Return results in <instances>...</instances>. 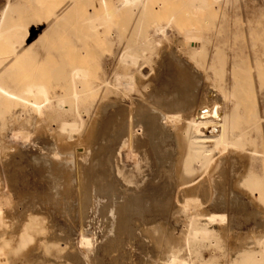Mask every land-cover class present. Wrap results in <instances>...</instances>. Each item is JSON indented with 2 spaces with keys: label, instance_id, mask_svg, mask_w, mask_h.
<instances>
[{
  "label": "bare ground",
  "instance_id": "6f19581e",
  "mask_svg": "<svg viewBox=\"0 0 264 264\" xmlns=\"http://www.w3.org/2000/svg\"><path fill=\"white\" fill-rule=\"evenodd\" d=\"M172 1L178 0H61L45 9L43 33L57 28L66 40L71 35V49L63 51L70 54V61L83 53L78 34L84 29L95 38L94 52L108 54L104 65L96 57L91 87L85 80L87 70L73 61L63 68L61 92L51 94L41 82L19 83L6 67L13 59L25 60L29 51L14 40L8 42L10 49L0 67V116L16 104L25 113H12V138L27 139L28 124L35 131L44 130L41 143L46 146L29 153L43 167L36 174L46 175L44 187L60 194V202L68 208L65 212L73 210L71 223L66 220L71 224L68 230L59 232L55 224V232L49 227V234L35 238L24 253L33 263L39 261L42 247L62 240L67 249L60 256L71 264H127V257L123 260L115 250L116 240L121 236V243L132 246L136 235L147 237L146 224L157 219L171 222L174 203L182 205L177 214L190 220L186 246L212 248L219 235L213 222L226 220L231 201L239 198L226 189L230 173L238 185L247 186L250 199L264 195V100L255 97V81L260 84L264 79V5L230 8L221 0H180L186 10L165 11ZM0 2L1 36L9 29L3 27L4 21L18 9L28 12L30 0ZM90 122L92 132L85 134ZM46 123L53 129H47ZM63 143L65 147L58 146ZM75 143L79 147L73 148ZM226 165L228 169L222 170ZM13 166H2L9 184L18 175ZM13 191L0 177V264H10L9 254L35 241L39 220L35 217L45 211L36 204L29 214L31 204L26 201L19 210L13 205ZM41 194H36L40 201ZM199 196L203 202L198 203ZM253 209L247 215H260ZM23 212L30 218L22 222ZM200 217H205L204 222ZM95 220L103 240L98 242L97 236L93 247L88 233L94 235L90 229ZM117 232L120 236L114 240ZM175 251L164 264H196ZM244 261L264 264L253 250Z\"/></svg>",
  "mask_w": 264,
  "mask_h": 264
},
{
  "label": "rangeland",
  "instance_id": "374dc122",
  "mask_svg": "<svg viewBox=\"0 0 264 264\" xmlns=\"http://www.w3.org/2000/svg\"><path fill=\"white\" fill-rule=\"evenodd\" d=\"M60 1L61 0H30L29 2L30 4L28 5L30 6V9L29 7L28 9L29 11L30 10L31 11L22 12L24 9H18L17 11H15V13L8 20L4 21L3 27L9 28V29L5 31L6 33L4 35L0 36V67L5 64L3 59L5 58L6 55H8L7 53L9 52L8 50L10 49L8 47V42L10 43L12 42V40H14L16 42V45L20 46L21 48H27V51H29V54L25 60H21V59L14 60L13 59L12 62L9 63V65L6 67V70L9 71L13 79L15 78V80L18 81L19 83H23V82L32 83V81L45 83L47 89L50 90L51 94L54 92H61L63 90V86H64L63 84L64 78L62 75L63 68L70 65V62L73 61V59H71V61L69 60L70 54L68 57L67 55L65 56V54L63 53V51L67 50V48L71 49L69 46L71 35H69L67 38L69 40H66L64 33H60V31L57 28L53 29L50 34L46 35L45 33H43L45 26L42 24V22L46 19V16L48 14L46 13L45 9L48 8L47 10H50L51 7L53 6L55 7L56 5H58ZM246 3L264 5V0H221V5H223L224 7H230V8H238L243 5H246ZM1 4L2 3L0 2V5ZM183 4L184 3L180 2V0L172 1L171 3H168L167 6H165L164 10L165 11H168V10L177 11L178 9L186 10L187 6L186 4L184 5ZM0 9H1V6H0ZM70 21L71 20H69V23ZM78 40L80 41L79 43L81 46L80 50H82L81 52L83 53L76 61H73V62H76L78 66H81L87 70L88 77L85 80L88 83L89 87H91V85L95 83L96 71L94 67L97 64L96 57L99 61V64L104 65L107 60L108 54L106 53V51H102V53L100 54H96L94 52L93 46L95 44V38L92 36V34L89 31L85 29L80 34H78ZM61 42H62L61 48L63 47L62 49L58 47L60 46ZM63 43H64V46H63ZM61 53H63L65 57L62 56L63 54ZM67 53H70V50ZM61 59H63V61ZM78 60H79V63H78ZM47 73L48 75H46ZM45 76H48V79ZM259 81H260L259 79L258 80L256 79L255 81L257 85L256 86L257 94L255 93V97L258 96V99L260 101L262 100L260 97H262L264 100V79L262 82H260V84H259ZM20 108L21 106L16 104V106H13L9 108V110L4 111V113L0 116V177L3 178L5 186L12 185L14 187V191L12 195L13 205L16 203L17 208L19 209L21 205L25 203L26 201L28 204L29 203L31 204L29 206V209H27V212L29 214H31L32 211L36 208V207H33L36 204H37V208L39 209L42 208L43 211L45 210L44 211L45 213L42 212L41 215L38 214L37 217H35L36 221L39 219L37 221V224H35L34 226L35 230L33 231L35 241H33L32 244L27 245L26 248L14 251L13 253L9 254V262L10 264H34V263L35 264H55L56 262H57L56 264H71L69 261L62 259L60 256V253H62L63 251L65 252V249H67L66 248L67 246H65L64 241L62 240H58V242L55 243L56 245H52V242L49 243L48 245H46L47 249H45V247H42L40 259L39 261H34V263L32 260L26 259L24 255V253H27L30 247L34 243H36L37 237L39 238L41 234H43L42 236H45V234H49V231L52 233L53 231L55 232V230L57 229H59V232H60V229L62 231L68 230L69 227H67V225L69 226L71 225L70 224L71 223L70 221L72 220L71 213L73 210H71V212L70 211L65 212L68 208L65 207L62 204V202H60L61 200L60 199L61 197L59 198L60 194H55L56 193L55 191L51 192L50 190L44 187V182L42 180L46 178V175L42 174L43 175L42 176L39 173L36 174L37 173L36 169L39 168L41 170L43 169V167L41 168L40 165L36 163L37 162L36 159H38V157L37 156L35 157V154L33 156L32 154H29V153H34L31 151L32 148L34 150V148L36 149L37 146H40V145H43L44 147L46 146L45 144L41 143L42 141L41 134L44 133V130L40 129V132H39L38 131L39 129L37 128L38 130L35 131L28 124L26 127V130L29 132V137L27 139L21 138V137H20L21 139L17 137L12 138L11 136V128L13 129V125L11 124V121L13 120L12 113L13 114L21 113L22 115H24L25 113ZM94 117H92L91 122H94L93 121ZM91 122L89 123L87 127L88 132L86 130L85 134L92 132L93 128L89 127L93 125V123ZM10 124L12 127L10 126ZM50 125L51 124L46 123V128L49 130H52L53 128ZM6 127L7 128L11 127L10 129L8 128V130L10 131H8ZM89 128L90 129L92 128L91 131H89ZM39 133L40 135H38ZM36 137H39V139H36ZM33 140L35 141L32 143ZM49 142H50V145L53 144L54 139L50 140ZM65 144L66 143H63V145L61 144L58 146L62 148V146L65 147ZM75 144H73V148L83 146L84 142L82 144L80 142L81 145L77 143L75 146ZM34 151H37V149ZM63 152H66V149ZM22 153L23 154L25 153V154L22 155ZM30 159H32V161ZM33 159H34V162H33ZM10 163L14 165L13 166L14 168L12 169H16L18 171L17 172L18 175L15 181L9 184L6 181V175H4L5 170L3 169L2 166L3 165L6 166L7 164L9 165ZM33 163H35L37 166L35 167V164ZM28 165H31V166H28ZM227 169H228V165L222 168V170L224 171H226ZM38 175H40L41 177ZM75 175H76V171L73 172V175L71 174L73 179L76 177ZM230 175H231L230 176L231 179H229L230 183L229 185L226 186V189H228L230 193L234 191L237 192V196L239 198H236L231 201L230 206L232 207L230 208H232L231 210L232 212H227V214L225 215L226 220H224L223 222H220V224H219V221L217 222L215 221L212 224V226L215 227L219 233L218 239H217L218 244L216 246H213L212 248H201V249H196L197 247L194 245L190 246V248L186 246L184 238H185V233L187 232V229H186L188 226L187 223L190 220L189 218L184 217L182 213L177 214L178 212H181L182 205L179 206V204L174 203L172 210L174 211L175 216L173 217L170 216L168 218V220H170L171 222L167 221V219L165 220L157 219V220H154L153 222L146 224L147 226L146 225L145 226L147 228V234H146L147 237L146 236L144 237L142 234L140 236L136 235L135 239L132 241L133 243L131 244L133 247L127 243L128 246L131 247L132 250L131 249L129 250L128 246H127L128 247L127 249L126 243H121L122 239H121V236L119 235L121 242H120V239L119 241L117 239L114 244L115 246H117L116 247L117 249H115L117 250V253H122V256L125 257L123 258V260L126 259L127 257V260H128L126 261L127 264H164L166 260L169 258V256L173 254V251L175 250H176L175 252L179 253V256L182 259L184 258V260L191 261L196 264H248L247 262L244 261V257L246 256L248 252H251L252 250L256 252V255H258L259 259H263L264 261V252H262L261 254L259 253V251L264 248V195H258V197L256 195V197L250 199L248 197L247 186H245L244 184L238 185L234 181V178H232V176L234 175L233 172H231ZM32 176L35 178H33ZM36 177L38 179H36ZM44 190L46 192L44 194L45 196L43 195ZM92 190L93 189H91V191ZM238 192H240L241 194ZM39 193L41 194V198L43 196V200L41 199V201H40V197L37 196L39 195ZM77 194H79V190L78 188L77 189L75 188L73 199H75L76 201L78 200ZM31 196L33 200L32 199L29 200ZM244 196H246V198ZM51 197H52V200H51ZM247 197H248V200H247ZM249 199L251 200L250 203L252 202L251 204L248 203ZM203 200L204 199L202 197L200 196L198 197V203L203 202ZM27 203H25V205ZM40 204H42L43 206ZM45 205L47 207H50L51 210L50 211L47 210L48 208L46 209ZM176 205L178 207H176ZM75 207H77V204L75 205ZM253 207H255V211L258 210L257 213H260V215L256 213L255 214L251 213L250 215L249 214L247 215V213H250L251 210H254ZM240 208H243L244 211L240 210ZM30 209H33V210H30ZM19 210H22V208H20ZM192 210H190V212ZM53 212L56 213V215H54ZM243 212H245L244 216H243ZM48 213L51 215H49ZM44 214H48V216L46 215V217L49 219L51 218V216H52V219L54 216L56 217V219L54 217L55 220L52 221V219L49 220L45 217L46 219L45 221V219H43ZM24 215L25 214L23 212L22 215L19 217L20 219H23L21 220L22 222L28 219V217L30 218V215L26 214L25 215L26 218L24 217ZM226 216H228V219ZM62 218L64 219V221ZM95 219L97 220V217H95ZM199 219L202 222H204L203 220L205 219V217H200ZM40 220H42V222ZM66 220L67 221L70 220L69 221L70 223L67 222ZM96 220H95V225H91L92 228L90 229V231L94 235L92 236L91 233H88V239L91 242L90 246L94 245L93 243L95 241V238H97V236H98L97 238L98 242L101 241L100 239H102L101 230H100L101 228H99V226H96L98 225V223L96 224ZM47 221L48 222L50 221V222L47 223ZM62 221L65 222V224ZM22 222H20L19 224H21ZM55 222H59V223H55ZM46 223H47V226H46ZM55 224L57 227L55 226ZM76 227L77 226L74 227V230ZM222 227H224V229H222ZM40 228H43L42 232H40L39 230ZM77 233L78 231H76L74 235L75 236L74 242L77 241L75 240ZM95 234H97L96 237H94ZM117 235H118V232L115 233L114 240L116 238H119V236ZM92 237H94V239ZM60 243L61 245H59ZM118 243L120 244L118 245ZM15 244H16V240L14 242H11L10 245L15 246ZM80 247L81 246H79V249L82 252L86 251L85 250L86 248L84 246L83 248H80ZM122 248L124 252L122 251ZM66 252L68 251L66 250Z\"/></svg>",
  "mask_w": 264,
  "mask_h": 264
}]
</instances>
